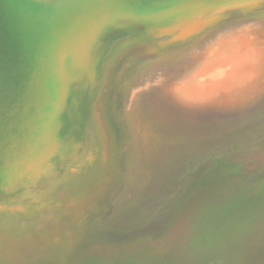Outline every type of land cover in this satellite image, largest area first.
<instances>
[{"label": "rangeland", "instance_id": "obj_1", "mask_svg": "<svg viewBox=\"0 0 264 264\" xmlns=\"http://www.w3.org/2000/svg\"><path fill=\"white\" fill-rule=\"evenodd\" d=\"M4 1L0 66L31 53L0 98L50 69L56 95L40 156L0 174V264H264V0H26L55 24Z\"/></svg>", "mask_w": 264, "mask_h": 264}, {"label": "bare ground", "instance_id": "obj_2", "mask_svg": "<svg viewBox=\"0 0 264 264\" xmlns=\"http://www.w3.org/2000/svg\"><path fill=\"white\" fill-rule=\"evenodd\" d=\"M7 1V0H6ZM23 1V0H22ZM26 1V0H25ZM28 1H30V0H28ZM34 1V0H33ZM37 1V0H36ZM36 1H35V3H36ZM137 1V0H136ZM141 1V0H140ZM160 1V0H159ZM158 1V2H159ZM5 2V1H4ZM24 2V1H23ZM27 2V1H26ZM31 2H32V0H31ZM38 2V1H37ZM143 2V1H142ZM3 3V2H2ZM6 3V2H5ZM4 3V4H5ZM29 2H27L26 4H28ZM33 3V2H32ZM31 3V4H32ZM35 3H33V4H35ZM177 3V2H176ZM30 4V3H29ZM46 3H44L43 5H45ZM171 5L172 4H174V2H171L170 3ZM0 5H2V4H0ZM4 6V5H3ZM35 6V5H34ZM37 6V8H40L41 9V7H38L39 5H36ZM169 5H164V6H161V7H158V8H165V7H168ZM5 7V6H4ZM7 7V6H6ZM1 8V7H0ZM48 8H49V6H48ZM42 9H45V8H42ZM50 9V8H49ZM56 9V8H55ZM54 9V10H55ZM2 10V9H1ZM0 10V11H1ZM32 10V9H31ZM6 11H8V9L6 10ZM43 11V10H42ZM2 12V11H1ZM3 12H5V11H3ZM9 12H11L10 10H9ZM44 12L46 13V10H44ZM59 12V11H58ZM8 13V12H7ZM56 13H57V11H56ZM55 13V14H56ZM0 14H4V13H0ZM11 13H8V17H9V15H10ZM59 13H57L55 16V18H57V17H59L60 15H58ZM11 16V15H10ZM1 17L2 18H5V17H3L2 15H1ZM19 18L21 17V16H18ZM66 17V16H65ZM64 17V18H65ZM88 17V16H87ZM1 18V19H2ZM64 18H62V19H60V22L59 23H63V25H62V23H61V25L60 26H64L65 25V21L63 20ZM91 18V17H90ZM0 19V20H1ZM12 20L11 18H6L5 20ZM24 19V18H23ZM22 19V20H23ZM88 19H89V17H88ZM92 19V18H91ZM5 20H3V21H5ZM13 20H14V18H13ZM16 20H17V18H16ZM21 20V19H20ZM25 20V19H24ZM42 20V19H41ZM41 20H38V21H40L41 22ZM54 20H56V19H54ZM87 20V19H86ZM27 21H29V20H27ZM35 21V20H34ZM47 21V20H46ZM46 21H44V23L46 24V26H48L47 25V23H46ZM1 22H2V20H1ZM0 22V23H1ZM7 22V21H6ZM6 22H5V24H6ZM10 22V21H9ZM8 22V23H9ZM12 22H15V21H12ZM17 22V21H16ZM21 23H22V21H20ZM24 22V25H26L25 23V21H23ZM31 22V21H30ZM36 22V21H35ZM42 22H43V20H42ZM48 22V21H47ZM52 22H54V24H55V21H53V19H52ZM18 23V22H17ZM29 23V22H28ZM10 24V23H9ZM36 24V23H35ZM40 24V23H39ZM71 24V23H70ZM11 25H12V23H11ZM15 25V24H14ZM23 25V26H24ZM50 25V24H49ZM17 26H18V24H17ZM36 27H37V25H35ZM40 26H43V24L42 25H40ZM56 26V25H55ZM2 29L4 30V23H2ZM7 27V25L5 26V28ZM8 27H10V26H8ZM13 27H15V26H12V28ZM34 27V26H33ZM48 27H51V26H48ZM57 27H58V25H57ZM0 28H1V26H0ZM11 28V29H12ZM65 28H66V26H65ZM21 29H23V27L21 28ZM28 29L30 30V27H28ZM38 29H39V26H38ZM6 30H8V29H6ZM17 30V29H16ZM23 30H25V29H23ZM32 30V29H31ZM39 30H41V29H39ZM65 30V29H64ZM9 31V30H8ZM11 31V30H10ZM47 31V30H46ZM45 31V32H46ZM30 32V34H31V31H29ZM2 33H4L3 31H2ZM1 33V34H2ZM7 33V35H10V33L8 34V32H6ZM5 33V34H6ZM19 33V32H18ZM39 33V32H38ZM5 34H3L4 36H2L4 39V41L5 42H7L6 41V38H8V37H6V35ZM59 36H60V34L62 35L63 34V37L64 36H66L64 33H63V31L61 30V31H59ZM57 34V35H58ZM15 35V34H14ZM13 35V36H14ZM19 35V38L21 37L20 36V34H18ZM18 35H16V36H18ZM28 35H29V33H28ZM32 35V34H31ZM36 35V34H35ZM51 35V34H50ZM10 36H12V34L10 35ZM16 36H14V37H11L12 39L10 40V42H12V40H14L13 38H15ZM34 36V35H33ZM49 36V35H48ZM47 36V37H48ZM52 36V35H51ZM69 36L70 35H68V37H66V38H69ZM26 37V36H25ZM35 37H39L38 36V34H37V36H35ZM46 37V36H45ZM44 37V38H45ZM46 37V38H47ZM62 37V36H61ZM62 37V38H63ZM27 38H29V37H27ZM42 38V37H41ZM41 38H39V39H41ZM43 38V39H44ZM55 38V37H54ZM54 38H52V39H54ZM60 38V37H59ZM58 38V39H59ZM73 38V37H72ZM17 39V38H16ZM15 39V40H16ZM23 39V38H22ZM21 39V40H22ZM32 39H35V38H32ZM38 39V38H37ZM51 39V38H50ZM57 39V40H58ZM0 40H1V38H0ZM3 40H2V42H3ZM9 40V39H8ZM18 40V39H17ZM47 40V39H46ZM56 40V39H55ZM54 40V41H55ZM61 41H62V39H60ZM25 41H27L26 40V38H25ZM33 41V40H32ZM37 42H38V40H36ZM41 41H43V40H41ZM41 41L39 42V43H41ZM49 41V40H48ZM52 41V40H51ZM64 41H65V39H64ZM67 41V40H66ZM65 41V42H66ZM2 42H0V45H3L2 44ZM4 42V43H5ZM10 42H9V44H10ZM50 42V41H49ZM12 43H14V41L12 42ZM16 43V42H15ZM15 43H14V45H15ZM18 43H20V41L18 42ZM31 43V41H29V44ZM42 43H45V45H47L48 43H46V42H42ZM41 43V44H42ZM52 43H53V41H52ZM17 44V43H16ZM23 44V43H22ZM25 44V43H24ZM24 44H23V46H24ZM36 44H38V43H36ZM41 44H39V45H41ZM61 44V43H60ZM14 45H12V46H10L9 48H11V51L10 52H13L12 51V48L14 47ZM26 45V44H25ZM32 45V44H31ZM33 45H35V44H33ZM44 44H42V46H45ZM53 44H51L50 46H52ZM55 45V44H54ZM53 45V46H54ZM57 46H59V48L61 49L62 48V46L60 47V45H58V43L56 44ZM64 45H66L65 43H64ZM16 46V45H15ZM22 46V45H21ZM42 46H41V48H42ZM1 47V46H0ZM5 47H7L8 48V46H5ZM25 47V46H24ZM35 48H36V46H34ZM47 47V46H46ZM3 48V47H2ZM2 48H0V52H1V49ZM15 48H19V47H15ZM14 48V50L16 51L15 53L18 55L21 51H18V50H16ZM23 48V47H22ZM65 48V47H64ZM64 48H63V50H64ZM3 49H5L6 50V48H3ZM33 50L34 48L32 47L31 48V46H30V48H29V50ZM43 49V48H42ZM44 49H46V48H44ZM43 49V50H44ZM59 49V50H60ZM5 50L3 51V52H5ZM26 50L28 51V49L26 48ZM37 50V49H36ZM38 50H39V48H38ZM38 50H37V52L35 51V52H33V53H37V57L38 56H40L41 55V52H39L40 54L38 55ZM47 50H49V49H47ZM55 50V49H54ZM58 49L57 50H55L56 51V54H57V52L59 51ZM63 50H61L60 51V53H58L59 55L61 54L62 55V52H63ZM23 51V50H22ZM24 51H25V49H24ZM23 51V53H24V56H26L25 54L27 53V51H26V53ZM45 51L46 50H44L43 52L45 53ZM50 51V50H49ZM49 51H47L48 53H49ZM2 52V53H3ZM10 52H5V53H7V55H8V53H9V55H10ZM19 52V53H18ZM29 52V51H28ZM51 52H52V50H51ZM50 52V53H51ZM54 52V51H53ZM1 53V54H2ZM29 53H31V52H29ZM32 53V55H34ZM47 53V54H48ZM4 54V53H3ZM14 54V53H13ZM22 54V53H21ZM28 54V53H27ZM46 54V55H47ZM55 54V53H54ZM12 55V54H11ZM30 55V54H29ZM36 55V54H35ZM45 55V56H46ZM50 55V54H49ZM52 55H53V53H52ZM58 55V56H59ZM4 56V55H3ZM6 56V55H5ZM4 56V57H5ZM20 56V54L18 55V57ZM22 56H23V54H22ZM24 56L23 57H21L22 58V60H23V58H24ZM2 57V56H1ZM0 57V58H1ZM3 57V58H4ZM7 57H9V56H7ZM7 57H5L6 59H7ZM19 57V58H20ZM27 57V56H26ZM29 57H31V59H35L34 61L37 63H40L38 60L39 59H41V58H43V57H41V58H37L36 59V56L34 57V58H32V56H29ZM28 57V58H29ZM5 58H4V60H5ZM10 58H12V56L11 57H9V61H7L8 63L10 62L11 64H13L12 62H11V60H10ZM18 58V59H19ZM49 58H54V57H52V56H50ZM13 59V58H12ZM15 59V58H14ZM26 59V58H25ZM30 59V60H31ZM58 59V58H57ZM1 60H3V59H0V61ZM16 61H17V59H15ZM21 59L19 60V63H17V62H15V65L16 64H19V65H21V63H20V61H22ZM27 60V59H26ZM37 60V61H36ZM53 60V59H52ZM59 60V62L61 61L60 59H58ZM28 61V60H27ZM32 61V60H31ZM45 60H43L42 62H44ZM48 61H51V60H48ZM53 61H56L57 62V60H53ZM7 62H4V63H7ZM25 62V60L23 61V63ZM41 62V63H42ZM58 62V63H59ZM7 63V64H8ZM9 63V65H10V67L8 66V68H10V70H8V68L6 69L7 71H12L13 70V72L17 75V73H19L20 72V74H18V75H21V73L23 72V70H22V68L23 67H20L21 68V70L19 71V69H18V72L16 73L14 70H15V68H16V66L17 67H19L18 65H12L11 66V64ZM22 63V64H23ZM26 63V62H25ZM29 63V62H28ZM27 63V65H29ZM31 63H33V62H30V65H32ZM48 63V62H47ZM55 63V62H54ZM33 64H35V63H33ZM43 64V63H42ZM27 65H23L24 67L25 66H27ZM36 65H39V64H36ZM41 65V64H40ZM46 65V64H45ZM45 65H41V66H45ZM49 65V64H48ZM48 65H46V66H48ZM55 65V64H54ZM56 65H57V63H56ZM13 66H15V68L13 67ZM33 66V65H32ZM32 66H30V67H27V68H29V69H27L28 70V73H30V70H32L31 71V73L33 74V68L34 67H36L35 65H34V67L32 68V69H30ZM50 66V65H49ZM1 67V66H0ZM3 67V66H2ZM1 67V68H2ZM11 67L12 68H14V69H12L11 70ZM42 68V67H41ZM45 68V67H44ZM51 68V67H50ZM4 67H3V72H4ZM23 69H26V68H23ZM35 69V68H34ZM38 69V68H37ZM45 69H47V67L45 68ZM1 71H2V69H0ZM5 70V74H9V72L7 73V71ZM40 72H42L41 70H40V68L38 69ZM49 70V69H48ZM48 70H45L46 72H48ZM53 70V69H52ZM51 69H50V73H51V71H52ZM26 71V70H25ZM38 71V72H39ZM45 71H44V73H45ZM3 72H1V74L3 73ZM12 72V73H13ZM37 71L35 70V73H36ZM54 72V71H53ZM28 73H27V76H28ZM43 73V72H42ZM43 73V74H44ZM50 73H49V76H50ZM55 73H56V71H55ZM58 73V72H57ZM14 74V76H16ZM22 74H24V72L22 73ZM38 74V73H37ZM36 74V75H37ZM40 74V73H39ZM38 74V75H39ZM48 74V73H47ZM46 74V75H47ZM54 74V73H53ZM60 74H61V72H60ZM59 74V75H60ZM10 75V74H9ZM35 75V76H36ZM38 75H37V80H36V82H39V81H42L43 82V80H40V78L38 79ZM7 76V75H6ZM5 76V77H6ZM13 76V77H14ZM41 78H42V76L41 75H39ZM48 75L47 76H43V77H46V79H45V81L46 82H48L47 81V77H49ZM56 76V75H55ZM7 77H9V76H7ZM13 77H11L12 79H13ZM29 77H30V75H29ZM28 77V78H29ZM34 77V76H33ZM33 77L31 76L30 78L33 80V81H35V78L33 79ZM51 77H53V76H51ZM51 77H49V78H51ZM18 78H19V76H18ZM21 78V77H20ZM26 80L28 79L27 77H24ZM1 79V78H0ZM3 79V78H2ZM1 79V80H2ZM11 79V80H12ZM56 79V78H55ZM55 79H54V81H55ZM59 79V78H58ZM19 80V79H18ZM21 80V79H20ZM23 80V79H22ZM21 80V81H22ZM29 80V79H28ZM31 80V81H32ZM39 80V81H38ZM49 80V79H48ZM50 80H52V79H50ZM13 81L15 82H17V80H15V79H13ZM21 81H19V83L21 82ZM25 81V80H24ZM23 81V84L26 82H24ZM58 81V80H57ZM60 81V80H59ZM58 81V82H59ZM36 82H34V83H32V82H30V81H28V83L27 84H24V90H22V89H20V91H21V93L19 92V90H18V92L20 93V94H18V95H14L13 97H11V94L13 93H8V92H6V94L9 96H7V95H5L6 96V99L5 100H3V101H5V102H2V103H0V174H3V175H10V174H12V175H14V174H17V173H20L21 172V170H23V169H25V168H27L29 165H30V163L32 162V161H34L37 157H39L40 156V150H41V147H42V143H43V141H42V134H43V132H45L44 131V127H45V124H46V122L44 121V120H42L43 119V116H44V112H45V110L47 111V108H48V110L49 111H47V112H50L51 111V103L53 102V101H51V100H45L44 101V99H46L47 98V96H46V91L47 90H45L44 88H42L43 86L41 85H38L39 83L40 84H42V82H39L37 85H36ZM2 83V84H1ZM0 84L2 85V87H3V85L6 83V84H8L7 83V81L3 84V82H1ZM18 82H17V84H19ZM49 83V82H48ZM47 83V84H48ZM53 83V82H52ZM56 83V82H55ZM61 83V82H60ZM59 83V84H60ZM46 83H45V85H47ZM58 84V83H57ZM58 84V87H60V85ZM10 86V85H9ZM19 86V85H18ZM18 86H16V84L14 85V83H13V86H11V87H18ZM4 87H5V85H4ZM22 87V86H21ZM45 87V86H44ZM58 87H57V90H59L58 89ZM7 88H9V90L8 91H11L12 89L10 88V87H8V85H7ZM7 88L5 87V91L7 90ZM13 88V89H14ZM48 89H49V86L47 87ZM53 87H52V85H51V87H50V89H51V92H52V90H54L53 92H56L55 91V89H52ZM1 89H3V88H1ZM34 89H37L38 91H39V93L37 92V91H35ZM61 90V89H60ZM14 91V93H15V90H13ZM16 92H17V90H16ZM47 92H49V91H47ZM51 92H50V94H51ZM58 92V91H57ZM0 93H2V94H0V96L1 95H3V94H5V92L4 91H1L0 90ZM60 93V92H59ZM59 93H58V95H59ZM50 94L48 95V98L50 97ZM55 95H56V93H54ZM54 94L52 93L51 94V96H53L54 97ZM5 96H4V98H5ZM42 96V97H41ZM8 97V98H7ZM44 97V98H43ZM46 97V98H45ZM60 97V96H59ZM4 98H0L1 99V101H2V99H4ZM47 98V99H48ZM50 98H52V97H50ZM57 99V98H56ZM48 101V102H47ZM55 102V101H54ZM61 103V102H60ZM55 104H57V103H55ZM58 107V106H57ZM57 107H55L56 109H57ZM45 117V116H44ZM51 123H53V122H51ZM55 124H57V123H55ZM10 125H12L13 127H15V129L14 130H12L11 128H10V130L11 131H8V129L6 128L7 126H10ZM54 126V125H53ZM59 127V126H58ZM9 128V127H8ZM53 129V128H52ZM47 131V130H46ZM49 131H47V133H48ZM58 132V131H57ZM46 133V132H45ZM50 133V132H49ZM48 133V134H49ZM46 136H47V134H46ZM53 136V135H52ZM46 138V137H45ZM55 138V137H54ZM54 138L52 139V138H50V139H52V140H54ZM44 139V138H43ZM55 139H57V138H55ZM48 140V139H47ZM51 142V141H50ZM49 143V142H48ZM55 142H53L52 141V146L54 145L55 147H56V145H57V143H55ZM51 145L49 146V148L51 149ZM53 146V147H54ZM52 147V148H53ZM48 148V147H47ZM48 148V150H50ZM45 149V148H44ZM48 150L46 151V153H50V151L48 152ZM45 153V152H44ZM45 153V154H46ZM51 153H53L52 151H51ZM48 154H46V155H48ZM45 156V155H44ZM47 158H48V156H47ZM45 158H42V160H44ZM39 160H41V159H39ZM41 160V161H42ZM41 161H40V165H41ZM39 162V161H38ZM44 163V162H43ZM33 165H34V162L32 163ZM38 164V163H37ZM38 164V165H39ZM38 165H36L37 167H39ZM12 167V168H11ZM35 167V166H34ZM33 169V168H32ZM35 169V168H34ZM31 170V169H30ZM22 175H24V173L22 174Z\"/></svg>", "mask_w": 264, "mask_h": 264}, {"label": "water", "instance_id": "obj_3", "mask_svg": "<svg viewBox=\"0 0 264 264\" xmlns=\"http://www.w3.org/2000/svg\"><path fill=\"white\" fill-rule=\"evenodd\" d=\"M3 1L4 0H0V2H3ZM147 1H149V0H147ZM162 1H164V0H162ZM31 8H32V10H31ZM42 8H46L45 10H47V13H45L41 9L37 8V6L26 4L25 2H19L17 0H7V9H9L11 11V13H13L16 16H21L23 18L25 17L26 19L36 18L35 21L38 20V17H39V20H41V16H44L45 18H48V19H55V15H56L55 13L56 12H54V10H52V8H51L52 12L49 15H48V11L50 9H48L45 6H42ZM36 15H38V17ZM28 33H29V31L25 30V31H23V33H20V36L23 38L26 35H28ZM16 42H17V40H16ZM6 85L13 86V81L9 80V83ZM15 89H16V87H15ZM15 89H13V90H15ZM16 93L19 94V92H16ZM16 93H14V91H13V93L11 94V97H13Z\"/></svg>", "mask_w": 264, "mask_h": 264}]
</instances>
